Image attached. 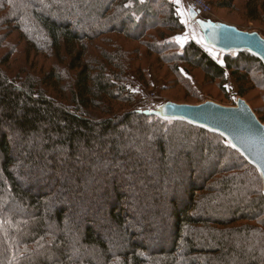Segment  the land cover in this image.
<instances>
[{
    "label": "trees",
    "instance_id": "trees-1",
    "mask_svg": "<svg viewBox=\"0 0 264 264\" xmlns=\"http://www.w3.org/2000/svg\"><path fill=\"white\" fill-rule=\"evenodd\" d=\"M183 31L170 0H0V264H264L256 167L219 133L139 110L127 88L155 56L174 77L159 92L183 91L170 103L202 104L193 79H207L211 101L244 99L264 125L262 61L219 62L173 41Z\"/></svg>",
    "mask_w": 264,
    "mask_h": 264
},
{
    "label": "rangeland",
    "instance_id": "rangeland-1",
    "mask_svg": "<svg viewBox=\"0 0 264 264\" xmlns=\"http://www.w3.org/2000/svg\"><path fill=\"white\" fill-rule=\"evenodd\" d=\"M170 1L175 4L176 12L184 26L183 32H177L175 33V35H173V41H176L181 45H184L189 41H193L198 44L201 48H203L214 59H217L219 57V54L225 53L210 44L207 33L210 32V29L212 27H217L219 25L231 26L241 31L249 33L256 32L264 39V21L260 20V18L262 17L261 14L259 15L260 18L257 17V19L255 13H253L254 15L249 13V19H255L251 22H249V20H247L245 16L246 10H253V12H255V9H259L262 10V12L264 13V0H232L233 8L230 10L213 9L210 2L214 0H203L205 4L209 6L210 12L207 15H199L195 21H191L189 19L188 11L190 8L185 0H179V3H177V0ZM181 13L183 14L181 15ZM241 23H245V29H240L235 26ZM177 37H180L181 39L177 40ZM94 42L98 43V41ZM148 60V62H145V65L147 66L144 70V77L147 79L145 84L140 85L138 76L135 74V72L131 71V73L128 75L129 82L127 83V88L130 92L137 96L136 103L139 110L148 114L157 113L159 115H163L160 110L162 106H164V104L170 103L167 98H172L174 100H182L181 94L183 91H176L171 88H167V92H165L164 95L160 93L159 89H165L166 86L164 80L167 79V81H172L174 78L173 74L167 68L163 67L155 56L150 55L148 57ZM217 60L221 62L220 59ZM37 69H39V67H37ZM192 71L193 74L202 76L199 70L192 69ZM227 80L228 82L226 83V87L228 88L229 95L232 96L234 101L235 94L237 92V85L231 78H227ZM193 82L195 86L199 89L200 95L203 97V103L211 101L212 97H216V99H219V95L221 93L219 88L215 84H209L207 79H204V82L208 83H206L205 87H201L199 81L196 78L193 79ZM149 84L150 87L148 86ZM255 96V91H250L246 100L252 99L253 102L251 106L259 108L257 107L259 104L258 101H254ZM238 100L239 99L235 100L236 103ZM222 106L232 105L229 103L223 104ZM224 206H226V204H224Z\"/></svg>",
    "mask_w": 264,
    "mask_h": 264
},
{
    "label": "water",
    "instance_id": "water-1",
    "mask_svg": "<svg viewBox=\"0 0 264 264\" xmlns=\"http://www.w3.org/2000/svg\"><path fill=\"white\" fill-rule=\"evenodd\" d=\"M195 21L196 11H188ZM210 44L224 53L246 51L258 57L264 65V39L256 32L249 33L225 25L212 27L207 33ZM163 117L179 119L224 136L233 148L258 170L264 195V125L249 105L239 99L235 106H222L211 101L198 105L166 103Z\"/></svg>",
    "mask_w": 264,
    "mask_h": 264
},
{
    "label": "built area",
    "instance_id": "built-area-1",
    "mask_svg": "<svg viewBox=\"0 0 264 264\" xmlns=\"http://www.w3.org/2000/svg\"><path fill=\"white\" fill-rule=\"evenodd\" d=\"M189 8L196 11L199 15H207L210 12V8L203 0H185Z\"/></svg>",
    "mask_w": 264,
    "mask_h": 264
},
{
    "label": "snow or ice",
    "instance_id": "snow-or-ice-1",
    "mask_svg": "<svg viewBox=\"0 0 264 264\" xmlns=\"http://www.w3.org/2000/svg\"><path fill=\"white\" fill-rule=\"evenodd\" d=\"M177 3H179V0H177ZM183 13H181V15H182ZM181 38L180 37H177V40H180Z\"/></svg>",
    "mask_w": 264,
    "mask_h": 264
}]
</instances>
